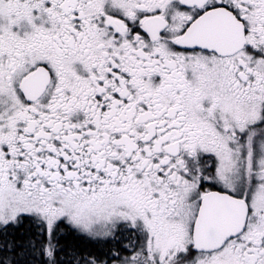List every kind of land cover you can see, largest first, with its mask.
I'll use <instances>...</instances> for the list:
<instances>
[{
    "label": "snow or ice",
    "instance_id": "1",
    "mask_svg": "<svg viewBox=\"0 0 264 264\" xmlns=\"http://www.w3.org/2000/svg\"><path fill=\"white\" fill-rule=\"evenodd\" d=\"M0 264H264V0H0Z\"/></svg>",
    "mask_w": 264,
    "mask_h": 264
},
{
    "label": "flooded vegetation",
    "instance_id": "2",
    "mask_svg": "<svg viewBox=\"0 0 264 264\" xmlns=\"http://www.w3.org/2000/svg\"><path fill=\"white\" fill-rule=\"evenodd\" d=\"M125 243H127V241H125Z\"/></svg>",
    "mask_w": 264,
    "mask_h": 264
}]
</instances>
